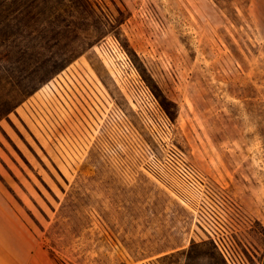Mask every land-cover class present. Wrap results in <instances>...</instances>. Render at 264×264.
<instances>
[{
	"label": "rangeland",
	"instance_id": "374dc122",
	"mask_svg": "<svg viewBox=\"0 0 264 264\" xmlns=\"http://www.w3.org/2000/svg\"><path fill=\"white\" fill-rule=\"evenodd\" d=\"M0 193L57 264H264V0H0Z\"/></svg>",
	"mask_w": 264,
	"mask_h": 264
},
{
	"label": "crops",
	"instance_id": "0c3cea01",
	"mask_svg": "<svg viewBox=\"0 0 264 264\" xmlns=\"http://www.w3.org/2000/svg\"><path fill=\"white\" fill-rule=\"evenodd\" d=\"M16 215L0 193V264H57Z\"/></svg>",
	"mask_w": 264,
	"mask_h": 264
},
{
	"label": "built area",
	"instance_id": "2783aa9c",
	"mask_svg": "<svg viewBox=\"0 0 264 264\" xmlns=\"http://www.w3.org/2000/svg\"><path fill=\"white\" fill-rule=\"evenodd\" d=\"M171 156L172 160L175 162L174 172L180 181L192 189H198L199 186H202V178L193 166L189 165L177 153H172Z\"/></svg>",
	"mask_w": 264,
	"mask_h": 264
},
{
	"label": "trees",
	"instance_id": "16d2710c",
	"mask_svg": "<svg viewBox=\"0 0 264 264\" xmlns=\"http://www.w3.org/2000/svg\"><path fill=\"white\" fill-rule=\"evenodd\" d=\"M214 251L218 254V255H220V257H222V259H223V256H222V254H221V252L219 251V249L217 248V246L214 244Z\"/></svg>",
	"mask_w": 264,
	"mask_h": 264
}]
</instances>
